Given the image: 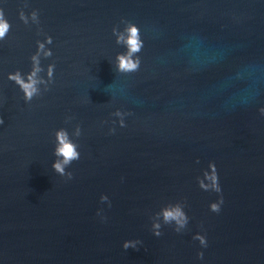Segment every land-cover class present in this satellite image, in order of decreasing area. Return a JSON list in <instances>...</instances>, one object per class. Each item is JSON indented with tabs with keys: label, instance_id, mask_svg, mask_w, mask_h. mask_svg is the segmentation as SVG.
Listing matches in <instances>:
<instances>
[{
	"label": "water",
	"instance_id": "1",
	"mask_svg": "<svg viewBox=\"0 0 264 264\" xmlns=\"http://www.w3.org/2000/svg\"><path fill=\"white\" fill-rule=\"evenodd\" d=\"M0 10L10 24L0 264H264V0H0ZM127 22L143 48L139 70L122 74ZM47 37L26 103L8 76L28 74ZM61 128L79 145L70 180L52 168ZM210 163L220 193L199 187ZM177 203L189 217L180 233L157 215Z\"/></svg>",
	"mask_w": 264,
	"mask_h": 264
},
{
	"label": "clouds",
	"instance_id": "2",
	"mask_svg": "<svg viewBox=\"0 0 264 264\" xmlns=\"http://www.w3.org/2000/svg\"><path fill=\"white\" fill-rule=\"evenodd\" d=\"M32 17L36 19V13H32ZM20 19L27 24V18L24 13H20ZM10 30V24L4 17V13L0 10V40H3ZM113 34H116V29L113 28ZM126 36L121 34L117 36L116 43L123 44L126 51L122 54H117L116 56V71L122 74L134 73L139 70L140 67V58L139 53L143 48V41L140 36V29L132 24L127 22V27L125 29ZM52 43L51 37H47L45 42L39 43L37 48V55H33L31 57L33 61L32 70L24 75L21 72L17 71L13 74H9L8 79L15 83L18 86L20 91L23 93V99L26 103L31 102L33 98L37 95L38 89L36 87L37 81L33 80L32 77L35 75L36 71L41 70L39 66L38 54L40 51L44 49V45H50ZM46 57L52 56L51 50H48L45 53ZM54 65L48 66V79L52 81L54 74ZM261 115H264V108L259 109ZM116 117L119 118L120 127H124L123 117L124 113L117 111L114 113ZM71 119V118H69ZM0 124H3V120L0 119ZM111 131L114 132V129ZM81 130L77 126L75 135L77 138L80 136ZM79 145L75 143L70 137L68 131L64 128H61L55 132V148L53 155L55 156V161L52 164V168L56 174L61 177H67V179H72V174L70 172H66V168H68L74 161H78L80 159V152L78 151ZM215 177L214 182L209 181L207 177L213 176ZM212 183V187H207L208 184ZM199 187L203 191H213L216 193H220L221 189L218 184V177L216 175V168L214 163H210L208 166V171H205L203 174V179L198 180ZM101 202H107L108 197L106 195L101 196ZM223 204V199L221 198L218 202L211 203L209 205L210 211L213 213L220 212V206ZM184 206H180L177 204H169L159 211L157 215L161 216L163 219V225H174V230L177 233H180L184 230L189 222V217L183 210ZM100 214L99 212L97 213ZM153 234L157 237L161 235V225L153 226ZM194 240H198L202 247H207V242L204 236L197 234L193 237ZM140 241H125L123 244V248L125 250L132 248L136 249L137 244ZM199 258H203V253L198 254Z\"/></svg>",
	"mask_w": 264,
	"mask_h": 264
}]
</instances>
